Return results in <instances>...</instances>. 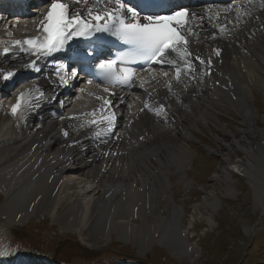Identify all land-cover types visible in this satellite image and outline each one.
Wrapping results in <instances>:
<instances>
[{"label":"bare ground","instance_id":"1","mask_svg":"<svg viewBox=\"0 0 264 264\" xmlns=\"http://www.w3.org/2000/svg\"><path fill=\"white\" fill-rule=\"evenodd\" d=\"M91 6L92 3L88 5ZM72 7L87 10L76 2ZM226 8L230 11H223ZM237 8L242 9L239 18L234 10ZM192 12L198 17L195 15L187 33L193 39L196 58L190 64H185L184 59L171 60L176 64L170 67V82L154 73L135 74L132 90L115 95L120 103L119 116H115L116 108L112 115L104 106L84 114L64 115L51 101L56 79L48 68L35 78L19 82L18 91L36 92L30 95L27 114L40 127L29 136L8 118L0 123V193L5 198L0 207V227L9 231L36 214L55 220L64 232L80 234L85 229L92 246L117 235L122 242L136 245L141 254L158 244L180 262L189 258L192 264V255L198 256L199 249L188 244L178 231L183 209L173 199L170 175L174 168L180 173L182 187L190 188L184 169L193 161L194 152L192 155L188 142L195 139L192 130L199 129L198 125L213 126L223 136L230 135L231 146L240 150L246 160L229 165L230 170L243 174L254 188L257 204L264 205V178H260L262 174L257 169L258 159L264 155L257 153L256 147L261 144L264 129L258 126L251 104L254 90L264 95V7L261 0H243L235 6H195ZM214 14L223 15L224 31L210 24ZM40 16L41 13H26L22 20H37ZM216 40L225 47L224 60L220 67L206 66L208 41ZM4 67L17 70L19 76L27 70L22 58H0V69ZM221 79L226 82L222 81L226 90L211 86ZM138 93L146 96L148 108L144 112H148L130 121L131 107L128 109L127 103L133 94L137 103ZM156 98L163 104L162 112L154 104ZM70 100L69 108L74 103ZM231 109L241 118L236 134L215 126L220 122L217 113ZM248 143L249 150L244 147ZM230 170L224 173L229 180ZM78 176L84 178L83 182ZM217 181L221 182L219 174L213 176L212 182ZM254 182L259 183V190ZM85 184L89 186L86 188ZM160 199L166 201L167 216L158 208ZM201 200L212 212L220 205L210 193ZM64 203L69 207L57 216ZM135 220L141 223H134ZM26 262L23 263L29 264Z\"/></svg>","mask_w":264,"mask_h":264},{"label":"rangeland","instance_id":"2","mask_svg":"<svg viewBox=\"0 0 264 264\" xmlns=\"http://www.w3.org/2000/svg\"><path fill=\"white\" fill-rule=\"evenodd\" d=\"M16 30L24 29L17 28ZM162 74L165 75V72ZM154 75L159 77L161 74L154 73ZM253 93L254 98L251 104L255 119L258 126L264 129V95L257 90ZM138 94L141 96L140 93ZM220 111L217 113L220 122L215 126L236 134L241 128L239 114L232 109ZM2 119L0 113V123ZM198 126L199 129L192 130L195 139H190L191 141L188 142L193 149L192 155L194 152L193 161L191 159L190 167L184 169L185 180L190 183V188L182 187L179 183L180 173H176L174 168H172L174 172L171 171L170 175L173 199L183 209L181 230L188 237H192L188 239L189 243H195L200 247L198 256L192 255L195 259L192 264H237L253 236L255 238L251 243V248L247 246L248 254L241 260L242 264H258L264 261V218L262 224L254 232L252 229L260 212H263L261 209H264V205L257 204L251 187L243 178L231 176L232 179L229 180L224 175L231 169L229 165H238L241 161L246 162L244 155L240 150L231 146L230 135L223 136L213 126ZM261 140L264 141V137ZM248 145L249 143L244 144V147L249 150ZM216 174L221 176V182H212ZM78 179H82L79 181L83 182L84 178L79 177ZM138 185L141 187L140 182ZM88 186L85 184L86 188ZM71 192L73 193L72 190ZM209 193L215 196L221 204L216 212H212L210 208L202 204L201 197ZM4 201L5 198L0 193V207ZM165 205L166 201L160 199L158 208L163 216H167V212L164 211ZM68 207L69 204L64 203L57 211V216L63 214ZM211 222L213 225H210ZM134 223L140 224L141 222L135 220ZM204 228L208 230L206 234H204L206 231ZM88 237L85 229L80 234H72L70 230L64 232L55 220L41 218L36 214L31 215L24 225L10 228L9 231L0 227V243L5 250V255H2L0 260L5 264H19L22 261L19 260L23 256L22 252L34 257L33 264H190L191 261L186 258L184 260L186 262H180L167 249L158 244L141 254L136 245L122 242L117 235L105 242L99 240L96 246H92L93 244L87 241ZM233 242L235 244L232 247ZM227 250L228 257L225 255Z\"/></svg>","mask_w":264,"mask_h":264},{"label":"snow or ice","instance_id":"3","mask_svg":"<svg viewBox=\"0 0 264 264\" xmlns=\"http://www.w3.org/2000/svg\"><path fill=\"white\" fill-rule=\"evenodd\" d=\"M104 3L103 8L97 6ZM78 4H84L87 7V13L90 19H85L80 13L72 12L70 6L63 0H51V4L47 14L40 22V27L43 35L37 39H26L23 41H15V45L19 46L20 51L31 53L39 57H47L54 52L60 51L72 37L88 38L96 32H110L116 35L119 39L132 45L134 51L132 53L122 54L120 57L121 63L135 62L137 59L149 58L154 62H161L157 57H163L165 53L177 52L178 45H186L188 43L182 29L185 25L184 17L189 16L187 9L179 10L170 15H147L143 19L147 23H142L139 19V13L133 8L127 6L122 0H76ZM92 3L91 7L88 5ZM115 5L109 8L108 5ZM261 7H264V0H261ZM239 15L242 12L241 8L234 9ZM227 12L230 9H224ZM246 12V9H243ZM103 13V14H101ZM130 14V16H129ZM195 13H191V17H195ZM107 20L110 23H105L101 26V21ZM95 21L93 24L92 22ZM224 31L223 28L220 29ZM27 46V47H25ZM8 48L5 47L4 54H7ZM220 53L217 51L216 53ZM184 56L190 55L185 49ZM117 61L112 60L108 63H102L98 68L106 74L109 80H118L122 83L131 81L133 72L128 68L116 69ZM174 64L175 61H168ZM201 63L204 61L201 60ZM210 63V62H209ZM28 67L39 72L40 68L33 61ZM73 75L77 73L73 72ZM14 75L13 72L3 74V79L8 80ZM180 77V69L177 68V79ZM63 83V77H61ZM39 91V89H36ZM31 90L21 92L17 97V102L12 108L13 114L21 106V102L29 96ZM105 103H110L106 101ZM147 107V104L145 105ZM163 111L161 107L160 112ZM159 114V112L157 113ZM95 123V121H92ZM111 124V120L109 121ZM67 136L68 133H65Z\"/></svg>","mask_w":264,"mask_h":264},{"label":"water","instance_id":"4","mask_svg":"<svg viewBox=\"0 0 264 264\" xmlns=\"http://www.w3.org/2000/svg\"><path fill=\"white\" fill-rule=\"evenodd\" d=\"M257 153H262L263 155H264V148L262 147V148H260L259 147V150H257ZM257 169H258V171L262 174V176H264V156H263V158L262 159H258V163H257ZM252 183V182H251ZM254 184H256V187H257V189L259 190V183H255L254 182ZM258 184V185H257ZM261 184H262V182H261ZM252 190H253V192H254V188L252 187ZM264 217V212L263 213H260V215H259V217H258V222H257V224H256V226L261 222V219ZM179 231V230H178Z\"/></svg>","mask_w":264,"mask_h":264},{"label":"trees","instance_id":"5","mask_svg":"<svg viewBox=\"0 0 264 264\" xmlns=\"http://www.w3.org/2000/svg\"><path fill=\"white\" fill-rule=\"evenodd\" d=\"M16 236V235H15ZM249 248H251V246L249 247ZM224 251H225V249H224ZM243 262V261H242ZM242 262H241V264H242ZM264 261H261L260 263H258V264H264L263 263Z\"/></svg>","mask_w":264,"mask_h":264}]
</instances>
